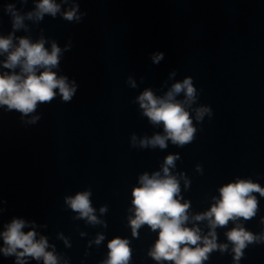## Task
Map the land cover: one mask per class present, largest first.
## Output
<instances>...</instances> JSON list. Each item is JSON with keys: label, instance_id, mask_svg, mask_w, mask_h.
<instances>
[{"label": "clouds", "instance_id": "obj_1", "mask_svg": "<svg viewBox=\"0 0 264 264\" xmlns=\"http://www.w3.org/2000/svg\"><path fill=\"white\" fill-rule=\"evenodd\" d=\"M62 2L67 4L68 0ZM19 3L26 5L28 0H19ZM33 3L32 10L27 12H22L15 3L5 4L3 10L10 17L11 31L7 36L0 35V55L7 54L0 61V66L9 70L0 73V107L9 112H19L22 119L36 112L39 105L53 101L57 95L62 102L70 103L78 85L74 79L70 81L66 75H58L54 70L59 68L60 58L64 51L70 50V44L61 49L57 42L52 41L49 49L45 46L46 40L43 37L33 42L28 36L17 37L15 34L21 30H29L25 21L38 23L46 15L55 18L59 13L66 21L80 22L81 16L87 14L79 12L77 3L63 12L61 3L56 0H33ZM163 58V52L151 54L154 64H159ZM175 75L176 72L173 71L169 78L172 79ZM127 82L133 88L137 86L131 77ZM181 94L183 99H178ZM136 99L149 122L154 126H163V134L156 133L150 138H141L138 144L140 148L165 149L168 141L183 147L193 142L197 128L189 108L197 102L198 96L192 77L174 82L163 96L145 89ZM194 112L196 122L212 116V109L207 105L196 107ZM40 118L39 115H31L28 123L35 124ZM131 142L133 147L137 146L135 134L132 135ZM179 158V154H170L165 158L161 168L163 175L161 171H157L151 175L145 172L139 176L138 186L132 190L131 211L134 215L129 217V226L134 237L138 235L142 225L149 226L154 232L158 230L157 239L149 252L158 264L161 261L172 264H204L214 250L223 253L228 248L227 244L217 243L216 228L227 226L230 221L235 222L241 218L247 221L255 217L258 200L253 193L264 197V187L250 179H237L220 187L219 198L213 197L215 203L210 209L192 217L197 222L208 221L209 232L201 235L198 226H187L190 203H182L181 198H178L180 182L171 173V168L175 167V161ZM197 171H202L199 165ZM189 183L185 179L186 188ZM90 196V191L77 192L74 196L65 197V203L79 214L78 218H84L93 225L104 223L94 214ZM100 212L106 213L107 206H102ZM31 223L32 228L26 232L24 229L29 222L24 219L14 217L5 224L4 231L0 232L3 240L0 253L5 257L15 256L16 264H26L29 257L36 261L43 260V264H59L57 255L47 250L48 239L45 236L37 239L34 222ZM225 235L233 245L234 264H239L244 256V249L249 244L264 241V234H253L240 224H236ZM103 239L104 236L100 234L95 243L99 244ZM107 247L108 258L103 264H129L131 248L128 239L113 238Z\"/></svg>", "mask_w": 264, "mask_h": 264}]
</instances>
